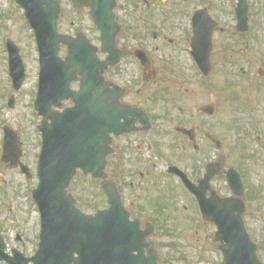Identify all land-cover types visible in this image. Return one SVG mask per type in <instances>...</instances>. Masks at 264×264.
Instances as JSON below:
<instances>
[{"label": "rangeland", "instance_id": "374dc122", "mask_svg": "<svg viewBox=\"0 0 264 264\" xmlns=\"http://www.w3.org/2000/svg\"><path fill=\"white\" fill-rule=\"evenodd\" d=\"M62 1L63 16L60 22V31L72 35L83 31L95 45L99 46V31L93 24L88 11L82 9L76 12L72 7L71 0ZM155 1L158 4H163L168 19L172 20L175 25L169 29L166 25L161 26L159 16L155 18V21L153 19L154 25L149 27V42L153 68L157 72V77L150 80L148 77H144L141 72L143 81H147L146 87L142 89L133 86L125 101L133 104L138 103L142 108L148 109L153 117L154 129L151 142L154 149L149 151L146 158L150 164L156 163V167L149 173V165L146 167L143 159L141 162L135 160L132 140V150L124 151V161L121 165L126 167L123 168L122 173L116 166L118 156L115 155L110 159L108 173L118 182L123 193L124 203L127 208H131L129 210L133 217L140 218L143 224L146 222L154 224L155 231L150 239L155 243L160 253V264H222V254L217 249V244L213 242L215 227L212 224L204 223L197 214H193L192 220H189L193 202L183 192L178 178L169 176L166 172L169 166L175 165L183 168L192 177L194 171L202 167V163H198V168L193 169L189 161L190 155L185 159L179 155L177 146L182 142V138L176 133V127L185 122L186 127H197L200 134L198 141L203 144L202 137L205 136L207 139L209 134L202 127L204 123H207L205 127L208 129L211 122L213 135L222 145L223 167H227L229 165L227 152L230 143L236 141L238 144L240 139L237 140L238 130L233 126L229 127L231 123L225 117L226 113L234 111L239 112L242 116L240 119H235L236 124H239L237 127L240 132L243 130L242 126L246 127V125L256 124L259 121L255 122L253 116L247 118L244 115L245 111L241 110L242 107H245L244 105L239 106L244 97L242 91L245 89L239 85V82L230 85L225 71L218 74L220 70L218 56H213L212 79L217 82L213 88L212 79L206 84L202 77L196 73L190 53L183 56L171 53L169 48L171 39L177 41V27L182 21L185 22L186 36H180L179 39H186V43L190 42L192 37L191 14L194 10L208 6L223 24L227 22V18L221 10L228 12L227 7L230 3L232 5L234 3L231 0ZM152 12H157V8H154ZM220 29V32L215 34L217 41L226 38L231 31L225 25H221ZM155 34H157V38H155ZM5 41L14 42L20 48L25 65L26 79L22 89L18 92L12 90L8 67L9 54L7 49H3ZM61 55L62 57L67 55L66 48L62 49ZM39 71V54L34 33L25 19L23 9L18 7L13 0H0V96L2 93L5 94L0 97V138L3 123H8L18 132L24 151L23 163L28 165L33 173V177L28 179L19 169H12L0 161V234L5 239L8 253L11 254L13 249H18L27 257L33 256L37 251L40 233V216L32 199V191L38 183L36 168L41 151V133L38 130L41 118L34 110ZM139 72L138 68H133L132 71H127L125 76L119 77V79L132 81L134 84L138 80ZM127 85L129 84L127 83ZM129 86L131 87V85ZM229 90L233 93H230ZM8 94H11L10 97L15 96L16 98L13 109L7 107L10 98ZM226 97L229 106L233 99L238 101L228 107L224 101ZM211 102L217 106L213 119L196 113L198 107ZM180 107L186 109L185 116L180 114ZM174 145L176 149L173 148ZM248 146L252 147V145ZM235 148L237 151L235 160H239V154L243 152V149L241 148L240 151L239 147L235 146ZM1 153L2 149H0V157ZM217 156L219 159L220 153ZM208 159L215 160L213 155ZM202 161L204 162V160ZM79 175L82 179L75 182L74 193L77 198L80 197L82 205H84L82 210L90 213L94 212L96 208L106 207L107 198L100 189V183L93 179L90 180V176L85 177L81 173ZM162 175L169 176L170 179L164 180ZM161 179L168 187V191L177 193L166 192ZM131 185L134 187L131 188ZM138 194L139 199L136 200L135 205H132V198ZM189 204L192 206L190 207ZM194 223L199 226L196 227L198 232L195 231ZM0 264L7 263L0 261Z\"/></svg>", "mask_w": 264, "mask_h": 264}, {"label": "water", "instance_id": "95a60500", "mask_svg": "<svg viewBox=\"0 0 264 264\" xmlns=\"http://www.w3.org/2000/svg\"><path fill=\"white\" fill-rule=\"evenodd\" d=\"M15 1L25 9L26 18L35 30L41 63L35 110L42 117L39 129L43 143L38 165L39 184L33 191V198L41 212L42 231L36 256L26 259L25 263L159 264L155 247L144 242L149 233L141 232L137 222L129 221L116 184L104 171L112 141L110 134H119L124 129L120 124L123 112L117 87L110 88L103 78L105 70L118 59V56L114 57L118 33L113 14L115 0H73L76 10L83 5L91 8L90 15L102 32L105 51L111 53V58L105 62L100 61L99 49L84 33L78 34L77 38L59 33L60 0ZM205 30L206 26L196 29L195 46L200 55H203V48L206 49L203 57L207 56L208 67L211 33ZM62 44L68 47L65 59L59 55ZM9 49L11 75L19 89L25 79V68L18 50L11 44ZM73 82H79V91L72 89ZM69 100L73 107L61 111L64 101ZM5 143L8 149L5 158L15 159L16 156L11 154L12 148H17L18 138L12 133L6 136ZM16 151L18 155L13 165L22 156L19 149ZM22 168L30 175L27 167ZM78 170L104 180L101 186L108 196V210L87 215L77 207L68 189ZM202 209L207 219L219 228L216 239L221 242L223 264H251L248 263L250 257H245L248 254L236 249L241 244L237 238L243 236L249 241L248 236L240 232L244 226L236 206L223 201L217 206L212 204V208L209 203H204ZM145 246L149 247L148 257L143 255ZM1 259L11 261L7 257Z\"/></svg>", "mask_w": 264, "mask_h": 264}, {"label": "flooded vegetation", "instance_id": "af4514ba", "mask_svg": "<svg viewBox=\"0 0 264 264\" xmlns=\"http://www.w3.org/2000/svg\"><path fill=\"white\" fill-rule=\"evenodd\" d=\"M231 3L227 7V11L221 10L222 14L227 18V22L223 23L216 17V14L209 12L216 23L215 30L213 32V38L211 42V69L207 78L203 77V72L199 66L193 64L194 69L198 76L208 84L212 79V72L214 69L213 56H218L220 70L218 74L225 71L227 74L228 83L231 85L234 82H239V85L245 90L242 91L244 97L242 98L239 106L241 110L245 111L244 115L247 118L254 117L256 124L242 126L243 130L237 127L236 120L240 119L239 112L230 111L226 113L231 125L229 127L238 130L237 133L239 142L236 144L230 143L228 149L229 165L223 167L224 155L222 154V145L218 142L212 132L211 122L207 129L204 123L202 127L208 132L209 137L206 139L203 136V144L198 141L199 131L194 127H186L185 123L177 126L180 128L178 133L182 142L177 146L178 153L182 158H187L190 155V163L193 169L198 168L197 164L202 163V167L194 171V176H190L183 168H180L185 172L188 178L194 183L201 194L207 200L216 201L218 199H228L238 206H244L245 212L240 218H243L247 232L252 238V241L257 246V254L264 264V0H247V6L243 0H231ZM230 2V1H229ZM243 7L238 12V8ZM159 9L158 14L153 13V9ZM211 8V7H210ZM212 10V9H211ZM117 21L122 25V31L118 36L119 48L122 51H129L131 54L122 60L120 65L108 72V76L111 80L115 81L121 87L125 88V96L123 102L129 106L141 107L139 104H133L132 102L125 101L127 94L130 95L133 86H138L142 89L146 87V82L143 81V76L149 75L144 72V68L141 66L140 61L137 59L138 50L147 54L152 64L151 46L149 42V27L153 26V19L159 16V23L162 27L169 25L168 16L166 14L163 5L154 4V0H118L116 7ZM225 25L230 28L231 31L226 38H222L219 41L215 40V34L220 32V26ZM223 28V27H222ZM178 35L176 40H170V52L186 55H191V43H186V39H179L180 36H186L185 31L181 24L177 27ZM157 38V34H155ZM149 44H148V42ZM204 52L206 51L205 48ZM106 56L104 55V58ZM125 67V69H123ZM138 68L140 72L137 74V82L120 80L119 77L125 76L127 71ZM126 78V77H125ZM131 85V87L129 85ZM217 82L212 79L211 85L216 86ZM230 88V87H229ZM140 92L142 90L139 89ZM214 91V89H213ZM230 93H233L229 90ZM230 95V94H229ZM228 107L232 106L238 100L233 99L230 106L228 105L227 97L224 100ZM209 112L210 110L217 111V106L213 102L200 106L196 109L197 114L207 116L209 119H213V116L204 114L202 110ZM145 109V108H144ZM149 114L151 126L146 125L145 121L138 122L135 125V132L128 135H123L115 139V156L116 166L120 168V173L124 167L121 163L124 161V151L128 152L132 150L131 141L133 140V149L135 152V160L143 163L148 167L146 155L154 149L151 142V137L154 129V121L148 109H145ZM182 116L186 115V109L184 107L179 110ZM204 118V117H203ZM146 120H148L146 118ZM252 145V147L248 146ZM175 146V145H174ZM235 146L243 149L240 152V159L235 160L237 157V151ZM174 148V147H173ZM176 149V147H175ZM218 153L220 158L218 159ZM236 154V155H235ZM213 155L215 160L208 159ZM204 160V162L202 161ZM219 161L218 173L210 183L205 185L202 181L206 174V169L210 163H217ZM150 173V165L148 168ZM204 173L202 174V172ZM220 182V184H218ZM153 184V183H152ZM134 185H131L133 188ZM183 192L190 196L182 187ZM166 191V190H165ZM168 191V189H167ZM225 191V192H223ZM172 193V191H168ZM175 193V192H174ZM176 194V193H175ZM192 197V196H190ZM132 205L136 204L134 198ZM193 204L195 206V212L200 214L198 202L192 197ZM140 208V207H139ZM138 208V209H139ZM131 209V208H130ZM238 209V208H237ZM239 210V209H238ZM241 249H249V245L244 246Z\"/></svg>", "mask_w": 264, "mask_h": 264}, {"label": "trees", "instance_id": "16d2710c", "mask_svg": "<svg viewBox=\"0 0 264 264\" xmlns=\"http://www.w3.org/2000/svg\"><path fill=\"white\" fill-rule=\"evenodd\" d=\"M74 188H75V185H74ZM74 188H73V189H74ZM79 201H80V203H81V205H82V202H81V200H80V197H79ZM83 206H84V205H83Z\"/></svg>", "mask_w": 264, "mask_h": 264}]
</instances>
